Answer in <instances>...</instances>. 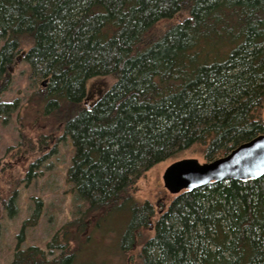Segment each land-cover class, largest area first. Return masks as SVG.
Segmentation results:
<instances>
[{"label":"trees","instance_id":"trees-1","mask_svg":"<svg viewBox=\"0 0 264 264\" xmlns=\"http://www.w3.org/2000/svg\"><path fill=\"white\" fill-rule=\"evenodd\" d=\"M18 57L31 101L73 148L75 217L49 250L78 245L71 228L98 217L117 223L119 251L139 246L135 264H264V176L183 191L156 216L129 196L140 175L193 146L211 162L264 134V0H0L3 124L19 108L2 99ZM95 78L111 83L88 102ZM4 207L15 215V197ZM39 216L37 206L20 236ZM9 264H76V254L47 260L17 244Z\"/></svg>","mask_w":264,"mask_h":264},{"label":"rangeland","instance_id":"rangeland-1","mask_svg":"<svg viewBox=\"0 0 264 264\" xmlns=\"http://www.w3.org/2000/svg\"><path fill=\"white\" fill-rule=\"evenodd\" d=\"M184 14L177 15L182 20ZM166 22H161L159 27ZM28 68L18 57L11 68V84L2 99L19 102L18 110L5 123H0V264L12 261L17 246L25 249L35 246L44 251L47 260L56 258L61 251L75 252L76 264H135L139 246L127 252L116 248L115 225L92 218L83 227H74L73 236L61 250H49L52 237L68 222L74 219L75 196L66 182V172L73 152L72 145L64 136L62 125L51 117L43 115L40 107L30 97L34 92L28 79ZM111 80L95 78L87 84L88 102L93 101ZM264 118V105L262 108ZM193 158L204 163L202 148L193 146L175 157L160 162L140 175L129 189V196L137 204L149 202L155 216L165 210L175 195L169 194L163 186L162 175L172 162ZM9 197H15L16 214L10 216L5 209ZM39 202V203H38ZM40 216L34 226L24 227L35 207ZM112 228V229H110ZM150 234V232H149ZM58 234V242H64Z\"/></svg>","mask_w":264,"mask_h":264},{"label":"water","instance_id":"water-1","mask_svg":"<svg viewBox=\"0 0 264 264\" xmlns=\"http://www.w3.org/2000/svg\"><path fill=\"white\" fill-rule=\"evenodd\" d=\"M264 176V134L238 145L211 162L180 159L166 167L163 186L171 195L226 180L247 181Z\"/></svg>","mask_w":264,"mask_h":264}]
</instances>
